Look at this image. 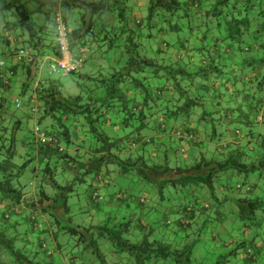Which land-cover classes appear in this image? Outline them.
Instances as JSON below:
<instances>
[{
	"label": "trees",
	"instance_id": "1",
	"mask_svg": "<svg viewBox=\"0 0 264 264\" xmlns=\"http://www.w3.org/2000/svg\"><path fill=\"white\" fill-rule=\"evenodd\" d=\"M132 2L0 0V57L14 62L0 72L8 81L0 86V257L37 264L29 237L52 231L58 245L65 235L64 248L89 250L90 264H112L109 246L132 264H194L198 224L218 207L205 189L219 200L215 182L230 188L222 177L231 183L234 173L258 172L264 180V0H143L138 8ZM37 12L45 15L42 25L32 20ZM59 13L69 26L79 23L72 27L73 52L84 65L93 63L88 74H70L94 83L76 96L42 71L45 51L58 55ZM21 50L27 55L20 60ZM7 89L12 99H5ZM24 107L34 122L33 145L17 135L16 112ZM48 118V132L64 150L39 142L35 127L44 129ZM20 140L31 148L21 165ZM114 178L120 182L108 192ZM250 196L234 201L244 224L230 255L241 251L245 264H264V244L257 243L264 238V199ZM114 197L121 208L106 205ZM20 209L30 229L11 222Z\"/></svg>",
	"mask_w": 264,
	"mask_h": 264
},
{
	"label": "rangeland",
	"instance_id": "2",
	"mask_svg": "<svg viewBox=\"0 0 264 264\" xmlns=\"http://www.w3.org/2000/svg\"><path fill=\"white\" fill-rule=\"evenodd\" d=\"M132 3H135L138 8L139 6L141 7V3L143 0H132ZM143 7V6H142ZM145 8L147 5L144 6ZM138 10V9H137ZM145 11H147L145 9ZM148 12H145L144 15L146 16ZM74 16H78L77 12L74 14ZM32 20L35 21L38 25H42L45 23V15L41 12H37L32 15ZM70 26L73 27L75 26V22H71ZM165 39L169 40L168 36H163ZM161 40V37L159 35L156 36L155 41L159 43ZM20 48V47H19ZM117 51V50H116ZM114 51V52H116ZM0 55H2V52H0ZM0 60H4L7 62H13L10 56H2ZM54 54L50 52L49 50L45 51V56L41 60L42 62V67H43V75L44 77L52 76L51 70H50V65L51 62L54 60ZM91 62H88L86 65L83 66L82 68V75L88 74ZM91 71V70H90ZM54 77L59 78L60 82L64 84L63 91L66 95H71V96H76L78 93L82 91H89L94 88V83H88L84 79L79 77L78 75H69V76H63L61 74H54ZM78 83H81L82 87H79ZM81 88L83 90H81ZM26 109L27 107H24L22 109H18L16 112V117L22 119V128L18 130V137H27L28 138V143L33 145L32 139H33V134H32V128L34 129V122L31 120V118L26 115ZM12 119V121H14ZM50 123L51 125V119L48 118L44 123H42V127L47 130L46 124ZM56 128L58 126H55ZM222 129H219V135H223L224 133H221ZM231 131H234V128H231ZM74 134H76V129H73ZM18 149H19V156L16 158V163L21 165L25 161V154L27 152H30L31 148L28 146H24V141L20 140L18 144ZM63 162L61 161V164ZM32 166L37 165L36 162L31 164ZM233 179L231 183H227L226 178L227 177H222L223 180L222 182L225 184H228L230 186L229 189L226 190H220V183L221 181H216L215 185L217 188L215 197L218 198L219 200H216L212 198V194L208 189H205V191L209 194L210 198V203L218 205V207L214 210V213L212 214V217L207 219L206 221L202 222L200 221L198 224V227H201L198 239L199 242L196 245L193 253V263L194 264H217V262H221V264H245L246 261L243 257V254L241 251H239L238 255H230V249L229 245L232 244V242L235 240L236 237H238L240 232L238 231L239 228L242 229V225L244 222L241 221L239 215H238V210H237V205L235 204V200L238 198H243L247 197V195H251L250 197H258V198H263L264 199V180L260 179L259 173H251V174H242V173H234L233 174ZM31 174L29 171L23 175V183H26ZM114 177V175H112ZM110 182V187L107 189V191H112L113 187L119 183L120 179L115 180ZM241 184L242 189H237V185ZM257 184V188L253 186L255 189V192L253 191L252 194H247L248 192V186L249 185H254ZM28 187V185L26 186ZM31 189V187H28ZM134 188V187H132ZM135 189V188H134ZM203 194V191L201 192ZM77 196H73L70 198L69 204L72 208L73 212H77L78 206L77 203ZM228 199V200H227ZM84 201V199L82 198ZM224 200H226L224 202ZM218 201L220 203H218ZM222 202V203H221ZM64 204V197L60 196V199H58V202L54 201V206L53 210L51 211L52 214L55 215V217L59 216V212H61V209L58 210L56 206H60L62 208V205ZM63 209V208H62ZM157 209L159 207L157 206ZM159 213L158 210H156L153 215L154 217ZM162 213V212H161ZM162 215V214H161ZM48 219L50 220V217L48 216ZM43 221V220H42ZM262 231H264V222L263 225L260 227ZM238 232V234H237ZM43 234H33L30 235L29 240L30 245L28 247L30 248H38L40 246V242L38 240V237L42 236ZM245 236L247 237H252V234L250 232L245 233ZM244 235L240 237H245ZM239 237V238H240ZM48 244L51 245L52 242H54V239L52 236H48ZM66 239L65 235L60 236V241ZM259 240V239H257ZM104 242V240H103ZM258 245H263L264 244V238L259 240ZM24 245L25 243H19V246ZM22 248V247H21ZM15 260V257L11 255H7L6 253H2V256L0 257V264H17ZM155 264H162V262H155ZM166 264H172L171 260H167Z\"/></svg>",
	"mask_w": 264,
	"mask_h": 264
},
{
	"label": "crops",
	"instance_id": "3",
	"mask_svg": "<svg viewBox=\"0 0 264 264\" xmlns=\"http://www.w3.org/2000/svg\"><path fill=\"white\" fill-rule=\"evenodd\" d=\"M76 26L79 24L77 21H75ZM72 28V27H71ZM81 52V51H80ZM56 57V55H54V58ZM7 62V61H6ZM14 62H7L6 67L4 69L5 73H8L9 70L12 69V67H14L13 65ZM93 65V63H91V66ZM42 71H43V67H42ZM3 81V80H2ZM2 81L0 79V86H2ZM15 89V88H14ZM11 92H14L12 90L7 89V91L4 93V97L7 100V96L10 95L11 98H13V96L10 94ZM14 94V93H13ZM27 98H29L30 96L27 95ZM10 98V99H11ZM10 101V100H9ZM12 101V100H11ZM11 113H8L4 119H6V121L11 120L10 118ZM109 192V191H108ZM247 194H252L249 193V191L247 192ZM118 197H114L112 198V202L111 203H107L106 205L108 206V208H112L115 207V205H117L118 207H122L121 203H116V199ZM107 209V207H105ZM138 207L136 206V210L134 211L133 207L131 208V210H133V214L131 215V218L135 221L137 218H139L138 214L136 212H138L139 210L137 209ZM21 210V209H20ZM23 210V209H22ZM18 211L16 213V216L14 215L13 218L11 219V222H16L18 220H20V218H22L24 216L23 212L24 211ZM144 211V208H143ZM135 212V213H134ZM143 213V212H142ZM22 214V215H21ZM22 216V217H20ZM171 217V216H169ZM167 220V218H165ZM29 221L27 219L24 220H20V223L22 224L21 229H30L31 225L30 223H28ZM136 230V229H135ZM42 231V230H41ZM138 232V229L136 230ZM170 231L171 235L170 238H174V235H176L175 232H173L171 229L167 230ZM35 233L37 234H43L41 237H38V240L40 242V246H38V255H37V264H90L92 262V259H94V256L91 254H89V256L87 255L86 252H82L81 249H74V250H69L68 248H64L62 241L61 243L58 245L56 243V241L54 240V242H52L51 245L48 244V239L47 237L49 236V234L52 235V231L47 234L46 232H40V231H35ZM165 234H168V232H166ZM164 234V235H165ZM179 234H182L181 232H179ZM233 244L230 245L232 247H234L236 245V243L233 241ZM46 247V249H45ZM231 247V248H232ZM230 248V247H229ZM108 251V259L112 264H132V262L127 259L125 256H122L120 254H116V253H112V250L110 251V246L107 248ZM48 251V252H47ZM89 253V252H88Z\"/></svg>",
	"mask_w": 264,
	"mask_h": 264
},
{
	"label": "built area",
	"instance_id": "4",
	"mask_svg": "<svg viewBox=\"0 0 264 264\" xmlns=\"http://www.w3.org/2000/svg\"><path fill=\"white\" fill-rule=\"evenodd\" d=\"M55 33H56V44L58 48V55L51 62L50 70L54 74H61L64 76L79 73L84 66V57L81 55H75L71 46V34L72 30L67 22L64 21L63 16L59 13L55 17ZM27 55V51L21 50L18 54V59H22ZM6 67V63L4 61H0V72L4 70ZM6 74H0L1 80L4 81L5 85H8ZM12 99V98H11ZM18 106L19 100H13ZM35 134L41 142V144L49 145L53 148H59L60 150H64L59 139L50 134L48 130H44L41 126L35 127Z\"/></svg>",
	"mask_w": 264,
	"mask_h": 264
},
{
	"label": "clouds",
	"instance_id": "5",
	"mask_svg": "<svg viewBox=\"0 0 264 264\" xmlns=\"http://www.w3.org/2000/svg\"><path fill=\"white\" fill-rule=\"evenodd\" d=\"M70 28H71V27H70ZM71 30H72V28H71ZM4 69H5V68H4ZM3 71H4V70H3ZM6 74H7V73H6ZM232 244H233V243H232ZM232 244H231V245H232Z\"/></svg>",
	"mask_w": 264,
	"mask_h": 264
}]
</instances>
